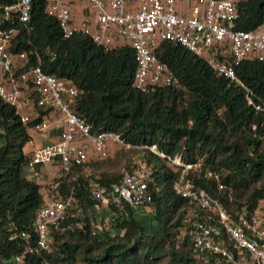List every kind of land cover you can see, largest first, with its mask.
<instances>
[{"label": "trees", "instance_id": "1", "mask_svg": "<svg viewBox=\"0 0 264 264\" xmlns=\"http://www.w3.org/2000/svg\"><path fill=\"white\" fill-rule=\"evenodd\" d=\"M236 12L235 29L264 24V0H238ZM16 27L11 52L25 51L28 65L39 64L43 72L69 81L78 90L71 107L90 124L91 132L117 134L138 150L143 167L108 172L96 159L73 165L55 193L59 199L72 189L83 214L52 229L47 249L33 252L32 222L42 195L24 175L23 146L29 140L27 129L49 111H57L36 106L35 97L27 94L34 99L37 117L22 124L13 107L0 101V264H15L14 256L22 264H161L165 259V264H199L186 237H179L192 205L174 192L179 168L169 159L197 164L185 171L184 178L193 188L206 191L230 217L247 215L264 200L263 61L245 59L234 66L239 85L217 75L183 46L161 40L153 54L179 85L140 92L132 85V48L118 42L104 51L79 32L63 37L43 0H32L29 21ZM86 167L91 172L86 173ZM206 169L218 180L204 177ZM132 172L141 173L146 181L153 227L146 232L124 204L120 211L109 207L114 218L107 229H95L88 184L107 189Z\"/></svg>", "mask_w": 264, "mask_h": 264}, {"label": "built area", "instance_id": "2", "mask_svg": "<svg viewBox=\"0 0 264 264\" xmlns=\"http://www.w3.org/2000/svg\"><path fill=\"white\" fill-rule=\"evenodd\" d=\"M31 1H0V101L13 107L22 124L37 117L34 102L43 109H54L60 116L57 140L32 149L26 155L24 167L33 177L43 169L47 177L42 202L32 222L35 233L32 250L38 252L47 249L52 229H59L66 219L83 214L72 189L62 198L56 197L55 190L71 167L85 164L90 157H100L110 143L130 146L113 132L92 133L90 124L71 107L78 90L69 81L43 72L39 64L28 65L25 51L11 52L16 23L27 24ZM237 1L43 0L46 12L55 18L63 37L79 32L104 51L118 42L132 48L135 60L132 85L140 92L179 85L172 71L153 54L161 40L183 46L203 59L217 75L241 85L233 67L245 59L264 62V24L249 30L235 29ZM30 93L35 97L34 102L28 98ZM246 99L250 102L247 95ZM48 127V119L41 116L30 129L43 132ZM169 161L179 168L174 192L192 205L183 219L179 237H186L196 262L264 264V200L249 214L230 217L206 191L193 188L184 178L185 171L197 164H185L179 158ZM203 176L218 180L207 169ZM87 191L94 201L93 225L97 230L107 229L114 218L110 206L120 211L125 204L135 213L137 209H148L151 201L144 176L138 172L124 173L107 189L88 184ZM13 260L15 264H22L19 256Z\"/></svg>", "mask_w": 264, "mask_h": 264}, {"label": "rangeland", "instance_id": "3", "mask_svg": "<svg viewBox=\"0 0 264 264\" xmlns=\"http://www.w3.org/2000/svg\"><path fill=\"white\" fill-rule=\"evenodd\" d=\"M140 153L136 148H125L123 146H118L115 144H110V147L106 148L104 153L100 157H92L91 159H96L103 163V168L108 170V172H118L124 167H135L141 166L143 164L140 162ZM90 159V158H89ZM86 173L91 172L89 167L84 168ZM139 210V209H137ZM142 208L140 211H136L137 219L142 223L146 232H149L153 227L151 219L148 212L144 211ZM166 259L163 260L161 264H165Z\"/></svg>", "mask_w": 264, "mask_h": 264}, {"label": "crops", "instance_id": "4", "mask_svg": "<svg viewBox=\"0 0 264 264\" xmlns=\"http://www.w3.org/2000/svg\"><path fill=\"white\" fill-rule=\"evenodd\" d=\"M79 12H80V7L78 6L77 14H79ZM46 118L49 121V127L47 130H45L43 132H38V131H34L32 129H27V133L29 135V140L23 146V151H24V153H26V155L32 149H34L36 147H39V146L47 144V143H53L57 140V133L61 128L60 127V120H59L60 116L58 113H55L54 111H49L47 113ZM110 144H112V143H110ZM110 144L107 145V148L110 147ZM91 158L92 157H90V159ZM24 175L28 180L33 181L35 184H37L39 186V191H40L41 195H43L45 184L47 181V177L45 175L44 170L40 169V172L36 177H33L32 175H30L29 172L24 170ZM144 209H145L144 211L148 212L147 208H144ZM136 211H140V209L136 210ZM136 211H135V213H136ZM135 216H136V214H135ZM149 217H150V215H149Z\"/></svg>", "mask_w": 264, "mask_h": 264}]
</instances>
